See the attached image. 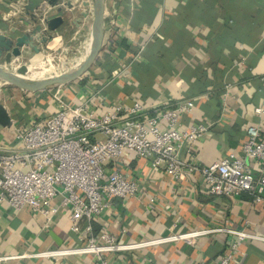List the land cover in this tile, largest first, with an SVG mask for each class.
Here are the masks:
<instances>
[{
  "label": "crops",
  "instance_id": "1",
  "mask_svg": "<svg viewBox=\"0 0 264 264\" xmlns=\"http://www.w3.org/2000/svg\"><path fill=\"white\" fill-rule=\"evenodd\" d=\"M26 1L0 0V32L19 35L33 26ZM68 1L73 8L64 11L65 23L51 32L45 45L39 44L40 53L25 47L16 65L28 64L29 59L67 38L76 18V0H59L46 11L56 15L55 9ZM83 2L87 15L93 6ZM105 5L109 22L94 65L80 78L52 89L53 100L46 101V92L51 90L29 92L0 82V97H36L35 108L28 111L25 107L11 110L3 103L13 125L0 127V149L19 144L15 140L18 129L58 111L61 104L56 97L72 106L86 102L96 115L119 103L173 107L192 99L193 109L181 118L183 127L211 125L196 144V159L202 165L218 162L232 152L241 154L249 126H261L264 134V0H105ZM82 23L85 25L84 20ZM75 34V40L78 36L82 40L61 50L69 48L72 59L80 47H88L91 37L89 31L83 34L79 28ZM49 55L28 67L37 64L44 73L43 63ZM257 108L263 109L261 115ZM246 164L258 174L257 161L248 159ZM110 167L137 180L140 189L136 197L109 200L108 207L92 221L93 236L107 230L118 242L131 243L170 233L230 228L264 238V202H255L249 193L213 195L199 173L177 181L131 152ZM81 226L80 233L71 230L69 209H61L46 225V219L29 207L16 211L0 206V257H10L0 264H210L234 239L225 231H216L200 236L193 245L178 241L100 255L34 256L86 244L90 234L84 233V221ZM263 262L264 240L239 242L234 264Z\"/></svg>",
  "mask_w": 264,
  "mask_h": 264
},
{
  "label": "built area",
  "instance_id": "2",
  "mask_svg": "<svg viewBox=\"0 0 264 264\" xmlns=\"http://www.w3.org/2000/svg\"><path fill=\"white\" fill-rule=\"evenodd\" d=\"M56 100L61 104L58 111L18 129L15 140L19 144L0 149V206L7 205L16 211L29 207L46 219V225L61 209H69L71 230L82 232L84 221V233L90 237L84 245L44 251L35 257L100 255L178 241L193 245L200 236L225 231L234 239L226 252L210 264H234L239 242L264 240L230 228L170 233L131 243L118 242L107 230L92 235V221L108 207L109 200L136 197L139 193L137 180L128 178L119 168L110 167L128 152L149 161L153 169L163 170L177 181L185 180L190 173H199L213 195L236 196L246 192L255 202H264L261 126L247 128L241 154L232 152L218 162L202 165L196 159V144L207 135L211 125L198 123L183 127L181 118L193 109L192 99L179 101L173 107H147L140 102L128 107L119 103L100 115L86 102L72 106L60 97ZM256 113L261 115L263 109L257 108ZM248 159L260 164L258 174L246 164ZM57 198L60 201L55 204ZM9 258L0 257V260Z\"/></svg>",
  "mask_w": 264,
  "mask_h": 264
},
{
  "label": "water",
  "instance_id": "3",
  "mask_svg": "<svg viewBox=\"0 0 264 264\" xmlns=\"http://www.w3.org/2000/svg\"><path fill=\"white\" fill-rule=\"evenodd\" d=\"M58 1L27 0L25 10L29 14L30 22L33 26L19 35H16L15 31H13L12 35L0 32V62H3L0 63V82L29 92L48 91L80 78L94 65L103 47L105 29L109 22V16L105 12V0H92L94 18L92 20L91 33L89 34L93 37V43L88 53L86 45L80 47V51L87 53V55L77 67L67 69L60 75L40 80L24 77L29 71L27 63H21L18 65V69L12 70L15 60L22 56V50L25 47L40 53L39 44L45 45L52 38L51 32L57 31L65 23L64 11L72 10L73 8L69 1L55 9L56 15L46 13L48 6H56ZM78 21L80 22L81 19H78ZM78 38L77 40H82V37L78 36ZM77 40L73 37L68 43L73 46ZM79 53H76V55L79 56ZM12 125L13 118L9 110L3 103H0V127L8 128Z\"/></svg>",
  "mask_w": 264,
  "mask_h": 264
},
{
  "label": "rangeland",
  "instance_id": "4",
  "mask_svg": "<svg viewBox=\"0 0 264 264\" xmlns=\"http://www.w3.org/2000/svg\"><path fill=\"white\" fill-rule=\"evenodd\" d=\"M86 1H90L92 3V0H86ZM90 3V4H91ZM93 6V5H92ZM85 7V5L83 4V0H76V8L74 9V13L76 15V18L74 19V21L71 24V29H70V33L68 34L67 38L64 39L63 41H61L59 43V45H57L56 47H52L48 50H45V52L43 53V55H39L38 57L27 61L28 65L34 63L36 60H43L46 56L49 55V57L45 60V62L43 64V67H45V71L44 73L40 72L39 74H36L34 72L35 68L37 67V64H34L35 67H28L29 68V73H31L34 76H38L41 79L43 78H47L50 76H53L55 74H58L60 72H64L66 71L68 68L73 67L75 64V60L77 59L76 57H78V55H76L74 57V59H72L71 57H69V52L67 51L69 48H67L65 51H61L63 50V48L67 47V45L69 47H72V45H70V42L72 40V36H77L75 33H77L78 28L83 32V34H85L87 31H89V33H91V27H92V20L94 18L93 15V10H90L88 12L87 15L83 14V8ZM78 19H81V21L79 22ZM84 20L85 25L82 23ZM84 26V27H83ZM75 34V35H74ZM69 38V39H68ZM68 43V44H67ZM67 44V45H66ZM75 46V45H73ZM90 48V46L88 45V49ZM61 51V52H60ZM89 51V50H88ZM81 54H83V51H80ZM79 53V55H80ZM49 74V75H48ZM47 93V99L48 100H53L54 97V91H50V92H46ZM0 103H6L7 106L9 108H11V110H13L14 108H21L25 110H32L35 108L36 106V97L35 96H30V97H25L21 96V95H13L11 98L8 97H0ZM23 107V108H22ZM46 117V115L44 116ZM37 121H41L40 119Z\"/></svg>",
  "mask_w": 264,
  "mask_h": 264
},
{
  "label": "bare ground",
  "instance_id": "5",
  "mask_svg": "<svg viewBox=\"0 0 264 264\" xmlns=\"http://www.w3.org/2000/svg\"><path fill=\"white\" fill-rule=\"evenodd\" d=\"M90 42V43H89ZM88 43H89V46H90V48L92 47V43H93V37H92V35H91V37H90V41H89ZM88 48V47H87ZM90 48L88 49L89 51H90ZM87 50V53L89 52ZM87 53H83V54H81L80 53V55L78 56V57H76L77 59H74L75 60V62H74V66L73 67H71V68H68V69H72V68H75V67H77L84 59H85V57H86V55H87ZM18 65H20V64H14L13 66H12V70L13 71H15L16 69H18ZM43 71V69L42 68H39L38 66L35 68V70H34V72L36 73V74H39L40 72H42ZM61 73H63V72H60V73H58L57 75H60ZM53 76H55V75H53ZM25 78H27V79H35V80H40L41 78L40 77H38V76H34V75H32L31 73H29V72H27V74L24 76ZM51 77V76H50ZM47 78H49V77H47ZM43 79H46V78H43Z\"/></svg>",
  "mask_w": 264,
  "mask_h": 264
},
{
  "label": "trees",
  "instance_id": "6",
  "mask_svg": "<svg viewBox=\"0 0 264 264\" xmlns=\"http://www.w3.org/2000/svg\"><path fill=\"white\" fill-rule=\"evenodd\" d=\"M16 64V63H15Z\"/></svg>",
  "mask_w": 264,
  "mask_h": 264
}]
</instances>
